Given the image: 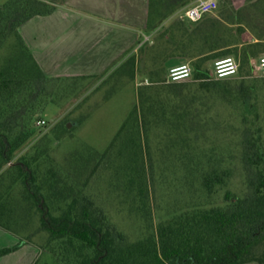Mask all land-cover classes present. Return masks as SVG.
Instances as JSON below:
<instances>
[{"label": "trees", "instance_id": "obj_1", "mask_svg": "<svg viewBox=\"0 0 264 264\" xmlns=\"http://www.w3.org/2000/svg\"><path fill=\"white\" fill-rule=\"evenodd\" d=\"M65 1L10 0L0 9V55L13 34L19 38L16 53L0 62V227L19 234L25 219H38L39 228L48 233L52 251L63 264H264V141L260 111L264 103L259 85L246 79L257 74L256 60L264 51V24L257 22L255 39L242 42L241 49L239 41L229 39L227 26L207 15L198 20L203 22L197 27L199 31L188 33L185 29L188 34L181 40L184 43L178 42L176 36L169 37L185 53L191 51L190 41L199 38L201 46L192 54L198 59L206 53L209 59L240 56L242 68L237 79L217 78L213 68L204 67L206 59L196 61L194 73L201 82V93L248 106L241 116L248 192L232 204L183 211L161 223L156 233L130 242L120 237L109 216L90 198L81 191L76 193L73 187L66 190L67 183L46 150L22 147L24 138L33 132L34 119L51 100L56 84L68 77L46 75L19 28L37 15L52 13L57 4ZM156 1L149 0L148 29L154 27ZM190 3L191 0H181L183 6ZM245 6L248 11L254 10L253 18L264 23V0H249L244 10ZM135 63V55H130L121 67L131 69ZM158 81L163 80L153 79L139 89L134 108L103 154H115L124 171L138 169L140 156L148 153L146 141L152 130L164 128L173 142L186 132L183 129L191 130L193 112L177 94L182 84L168 85L166 96L161 87L154 85ZM195 95L193 98L198 97ZM21 119L27 131H17ZM226 175L217 170L206 173L203 185L209 191L224 186ZM225 197L230 201L232 192L227 191ZM17 248H1L0 259Z\"/></svg>", "mask_w": 264, "mask_h": 264}, {"label": "rangeland", "instance_id": "obj_2", "mask_svg": "<svg viewBox=\"0 0 264 264\" xmlns=\"http://www.w3.org/2000/svg\"><path fill=\"white\" fill-rule=\"evenodd\" d=\"M44 1L54 3L56 0ZM247 2L249 0H221L219 8L207 14L227 26L229 39L239 41L240 49L242 42L255 39L257 22L264 24L252 17L256 15L254 10L248 11L247 6L243 9ZM186 6L181 0H157L153 7L154 27L148 30L147 36L141 33L137 48L104 73L70 76L56 84L51 100L34 119L33 132L22 142L25 150L33 147L46 150L67 183L66 190L73 187L76 193L81 191L90 198L95 207L109 216L116 232L125 241H138L156 233L161 223L188 209L232 204L235 198L248 192L245 126L241 121L248 106L240 101L228 103L215 94L199 91L201 82L196 80L194 73L196 61L206 59L204 67L211 69L219 57L209 59V53L201 59L193 57L202 43L199 38L188 44L190 52L178 48L180 45L176 43L183 42L186 34L199 31L203 25L202 21L186 16ZM174 36L178 42L173 44L169 37ZM18 46L19 38L13 34L1 49L0 62L15 54ZM130 55L136 57L135 66L131 69L121 67ZM262 55L264 51L256 60L257 74L246 79L259 85L263 104L264 75L259 71ZM230 56L239 62V72L231 77L237 79L242 61L238 55ZM184 63L192 66V76L170 81V68ZM153 79L163 80L154 85L161 87L160 91L166 96L168 85L182 84L177 87V94L193 112L189 123L191 130L183 129L186 132L174 142L168 140L164 128L152 130L146 141L148 153L140 156L138 169L124 171L120 168L122 161L115 154H103L134 108L139 89L151 84ZM194 95L198 97L193 98ZM260 111L264 141V106ZM41 120L46 124H41ZM25 124L21 119L17 131H27ZM215 170L227 173L226 184L206 190L203 176ZM227 191L232 192L230 201L225 197ZM48 240V233L39 228L38 219L27 218L19 234L7 230L0 234V249L18 246L3 256L0 264H61Z\"/></svg>", "mask_w": 264, "mask_h": 264}, {"label": "crops", "instance_id": "obj_3", "mask_svg": "<svg viewBox=\"0 0 264 264\" xmlns=\"http://www.w3.org/2000/svg\"><path fill=\"white\" fill-rule=\"evenodd\" d=\"M148 19L149 0H66L19 32L46 75L89 76L137 48L141 33L148 35Z\"/></svg>", "mask_w": 264, "mask_h": 264}, {"label": "built area", "instance_id": "obj_4", "mask_svg": "<svg viewBox=\"0 0 264 264\" xmlns=\"http://www.w3.org/2000/svg\"><path fill=\"white\" fill-rule=\"evenodd\" d=\"M221 0H196L186 6V16L198 21L203 16L213 13L219 8ZM259 71L264 75V55L260 57ZM213 72L217 78H226L236 75L239 72V62L234 56H224L214 60ZM193 74V68L190 64L184 63L170 68L168 78L170 81H181L188 79ZM46 124L45 120L40 121Z\"/></svg>", "mask_w": 264, "mask_h": 264}, {"label": "water", "instance_id": "obj_5", "mask_svg": "<svg viewBox=\"0 0 264 264\" xmlns=\"http://www.w3.org/2000/svg\"><path fill=\"white\" fill-rule=\"evenodd\" d=\"M69 126H70V124H69Z\"/></svg>", "mask_w": 264, "mask_h": 264}]
</instances>
